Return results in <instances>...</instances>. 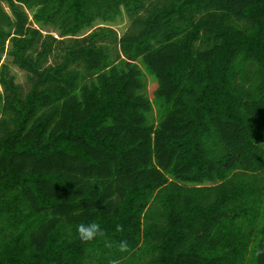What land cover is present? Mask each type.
<instances>
[{
  "label": "trees",
  "instance_id": "obj_1",
  "mask_svg": "<svg viewBox=\"0 0 264 264\" xmlns=\"http://www.w3.org/2000/svg\"><path fill=\"white\" fill-rule=\"evenodd\" d=\"M0 264H264V0H0Z\"/></svg>",
  "mask_w": 264,
  "mask_h": 264
},
{
  "label": "rangeland",
  "instance_id": "obj_2",
  "mask_svg": "<svg viewBox=\"0 0 264 264\" xmlns=\"http://www.w3.org/2000/svg\"><path fill=\"white\" fill-rule=\"evenodd\" d=\"M32 16V14H30ZM32 19V18H31ZM130 25V20L128 19V17L126 16V14H124L121 18L118 19V21L116 23L113 24L112 27L118 34L119 38L127 31L128 27ZM34 27L36 28H41L43 30V33L45 35L51 34L53 35L55 38L60 39L58 32H56L54 29L51 28H42L39 27L36 24H33ZM100 27H109L108 25H103L100 22L97 23L95 29L100 28ZM114 49L115 52L118 51L119 52V47L117 44L114 45ZM4 61L9 62V59L4 57ZM145 72H147L146 68L143 66ZM13 73L15 74L16 78H17V82L21 85H23L24 87L28 86V82H27V77L25 72L21 71L20 69L13 67ZM147 82H148V88L146 93L148 94V96L150 98L153 97V93L154 91L157 89L158 87V81L156 79L155 76L153 75H148L147 76ZM154 116L157 118L158 116V111L157 109L154 110Z\"/></svg>",
  "mask_w": 264,
  "mask_h": 264
},
{
  "label": "clouds",
  "instance_id": "obj_3",
  "mask_svg": "<svg viewBox=\"0 0 264 264\" xmlns=\"http://www.w3.org/2000/svg\"><path fill=\"white\" fill-rule=\"evenodd\" d=\"M77 232L82 241L88 242L95 239L98 235H103L101 226L94 222L80 223L77 226ZM125 245H121V250L125 249Z\"/></svg>",
  "mask_w": 264,
  "mask_h": 264
}]
</instances>
